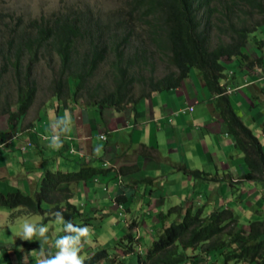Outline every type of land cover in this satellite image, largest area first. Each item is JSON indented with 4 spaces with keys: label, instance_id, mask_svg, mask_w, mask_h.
<instances>
[{
    "label": "trees",
    "instance_id": "obj_1",
    "mask_svg": "<svg viewBox=\"0 0 264 264\" xmlns=\"http://www.w3.org/2000/svg\"><path fill=\"white\" fill-rule=\"evenodd\" d=\"M120 2L122 6L106 16L75 5L38 18L1 11L0 122H7L13 131L28 116L41 89L36 74L40 64L54 74L48 96L66 108L69 103L83 102L82 106L96 108L102 115L109 109L121 111L129 104L135 107L155 92L178 88L192 71H198L203 87L217 99L216 110L243 153L247 170L240 183L264 185V145L235 111L227 86L222 84L228 78L231 62L237 61L239 68L246 67L247 62L248 67L259 64L247 48L253 35L257 46L264 44L256 35L260 33L262 37L264 0ZM255 14L261 22L252 24L250 18ZM217 29L220 41L213 47L209 33ZM224 36L230 40H223ZM159 55L167 58L169 66L162 77H157L153 69V61ZM110 58L106 86H92L100 67ZM150 65V75L144 76ZM136 87L140 88V96ZM14 107H18L16 111ZM185 171L200 181H220L206 172ZM103 173V169L85 164L75 172L47 170L35 197L19 191L8 195L0 191V207L54 220L59 211L65 220L89 226L91 219L70 201L74 194L71 186ZM204 210L205 206L194 209L182 205L162 214L161 231L137 264H219L220 257L222 264H264V220L243 225L230 209H216L208 214ZM172 216L176 218L172 220ZM136 224L134 221L130 227ZM125 239L131 244L136 241L131 235L122 241ZM126 248L125 254L133 253L134 247ZM85 254L84 264H116V257L108 249L95 251L91 256ZM81 255L84 256L83 250Z\"/></svg>",
    "mask_w": 264,
    "mask_h": 264
},
{
    "label": "crops",
    "instance_id": "obj_2",
    "mask_svg": "<svg viewBox=\"0 0 264 264\" xmlns=\"http://www.w3.org/2000/svg\"><path fill=\"white\" fill-rule=\"evenodd\" d=\"M255 45L250 42L247 51L253 60L260 61L259 64L248 67L247 62L239 72H228V78L222 84L227 86L235 111L261 141L264 49L261 51L260 46ZM229 68H239L238 62H231ZM203 86L200 72L192 71L178 88L155 92L135 107L121 111L109 109L106 115L78 103H69L66 108L59 101L57 117H52L54 111L50 108L53 106L36 109L35 112H41L40 116L37 113L36 120L24 122L23 130L13 132L12 138L5 134H8L7 122H0V172L5 177V182H0V191L30 195L35 189L38 192L42 175L47 170L75 172L85 164L105 171L93 180L71 186L74 194L70 201L85 217L91 220L109 216L111 220H137L135 214L142 207L149 217L156 216L158 223L162 214L173 207L184 205L196 209L202 206L203 202L189 197L193 186L207 189L209 196L215 191L209 182L193 178L186 168L217 177L220 181L214 183L218 184L219 191L226 186L225 181L232 189L239 188L247 170L243 153L216 110L217 99ZM52 100L58 101L50 97L49 101ZM34 107L35 104L29 116ZM191 107L192 112L189 111ZM65 113L72 122L71 132L61 136V146L50 148V138L61 126L57 118L64 117ZM98 140L102 141L100 145ZM44 146L48 148L39 149ZM31 149L35 150L31 153ZM235 150L242 157L236 159L232 154ZM94 151L98 153L97 157ZM95 162L100 166L95 167ZM30 165L33 168L28 169ZM185 191L187 195L182 196ZM106 209H110V213ZM158 210L162 212L151 213Z\"/></svg>",
    "mask_w": 264,
    "mask_h": 264
},
{
    "label": "rangeland",
    "instance_id": "obj_3",
    "mask_svg": "<svg viewBox=\"0 0 264 264\" xmlns=\"http://www.w3.org/2000/svg\"><path fill=\"white\" fill-rule=\"evenodd\" d=\"M78 6L82 7V9L85 8H91L101 16H106V13L119 8L122 6L120 0H0V11H7V12H14L17 15H21L25 18H38L41 16H49L53 12H59L64 11L68 6ZM251 17V16H250ZM262 18V17H261ZM252 24H256L257 22H261L260 16L255 14L251 18ZM261 32L264 33V27H262ZM219 31L213 30V32L209 33L210 40L212 42V46L215 47L219 43ZM257 40L260 42L261 40L264 41V36L261 37L258 33ZM255 35L250 37V42H254ZM254 38V39H253ZM223 40L229 41L230 38L228 36L222 37ZM257 46V45H255ZM260 46L263 51L264 44L260 43ZM153 50V49H152ZM256 51V50H253ZM248 52V51H247ZM249 54V53H248ZM252 55V54H251ZM112 59L106 60L103 65L100 67L99 75L98 77L93 81V85L96 84H102L104 86L107 82L104 79H106L111 72V64ZM56 65V64H55ZM56 69H58L56 66H54ZM168 62L167 58L162 56H157L156 59L153 61V69L155 71V74L157 77H162L166 72L168 68ZM150 69H152L151 66L144 70L143 74L144 76L150 75ZM240 71V68H229V72L231 71ZM37 78L40 84L41 89L39 90V93L37 94V101L35 103V107L33 108L32 113L30 116L28 115L27 118L24 119V122H27V124L30 122L31 119L34 118L36 120L35 114H41V112H35L36 109L40 110L41 108L47 106L51 107L50 110L54 111L52 117L54 118L56 116V111L59 109V101H49L50 96L47 95L48 93V86L50 83V80L52 76H54L53 72L50 70V68H47L45 64H40L37 69ZM143 74L141 76H143ZM140 88L136 87V93L137 96H140ZM263 99V98H261ZM49 101V102H48ZM262 102V100H261ZM48 103V104H47ZM74 103V102H73ZM80 104H84L83 102H80ZM42 105V107H41ZM264 108V104L262 106ZM18 107H14V110L16 111ZM126 108H129V106L126 105ZM91 109V108H89ZM92 110H97L96 108H92ZM108 114H111L110 112H107ZM38 116V117H39ZM52 120V118H50ZM36 122V121H35ZM45 126L47 127L49 124L47 122H44ZM39 128V126H37ZM49 127V126H48ZM262 129L264 127L261 126ZM20 128L16 127L13 132L17 133L20 132ZM46 130V129H44ZM13 132L7 134L8 137H12ZM36 132V131H35ZM264 130L261 131V142L264 145V137H262L264 134ZM41 139V138H40ZM102 141L98 140L97 144H101ZM35 149H31V153ZM47 152L50 155V151L47 150ZM234 157L238 159L239 157H242V154L237 150L232 152ZM94 156L97 157L98 153L94 151ZM73 158V157H71ZM69 158V159H71ZM56 160H60L59 157H55ZM231 160V157H228L227 163L229 164ZM93 165L96 167L97 165L100 166L99 162L93 163ZM185 167V166H184ZM184 167L181 168L184 169ZM33 168V165H30L28 169ZM187 169V168H186ZM185 169V170H186ZM188 170V169H187ZM189 171H192L189 169ZM223 172V171H222ZM224 174V172H223ZM227 176L229 174L227 173ZM8 180V179H7ZM198 181V180H197ZM0 182H5V177L0 172ZM28 182V181H26ZM209 182V186H214L215 191H213L210 196L209 192L205 188H200L198 185L193 186L190 190L189 197L194 196L197 201L203 202L201 205L205 206L206 214L216 210V209H230L234 212V215L237 219L240 220L241 224L248 225L251 222L254 221H263L264 220V185L261 184H255L251 182H244L237 187L232 189L230 185L226 184V181L223 183L226 186H223V190L219 191L217 186V183ZM199 184L203 183L198 182ZM7 186H10L9 183H6ZM220 187V185H219ZM18 192V191H16ZM15 193V192H7L4 193L5 195ZM37 191L35 189V192H32L30 195L32 197H35ZM182 196L187 195V191L181 194ZM202 197V198H201ZM201 198V199H200ZM197 203V202H196ZM50 207V206H49ZM109 207L110 206H106ZM45 209H49L45 207ZM101 210V208H98ZM107 213H110V209H106ZM68 213H70V209L67 210ZM161 210H158V212L152 211L151 213L157 215L158 213H161ZM20 209H10V208H1L0 207V264H23V258L26 253H28L32 249H38L39 248V242H26L19 238L17 233L20 230V224L23 222L24 219H29L32 217H35L36 220L41 221L42 223L46 224L49 229V242L44 245L45 251L47 254L55 253L57 249L54 247V241L56 238L63 236V224H58L55 222L54 219H48V217L41 215V214H33L31 216L22 215L19 214ZM167 213V212H166ZM138 216L137 221L141 223L139 226V229L137 230L135 227H130L127 223H132L133 220H111V216L105 217L104 219H92L89 220V228H90V239L88 243H85L82 250L84 251L83 258L86 259L87 255L86 252L90 253V256L95 251H100L102 249H108L109 253L111 255H114L113 253H118L116 256V263L117 264H137L139 257L143 256L147 253L148 249L151 247L153 242L158 237L159 228H156L159 224L156 223L157 220H155L156 216L149 217L148 212H146L144 209L142 210V207L139 209V213L135 214V217ZM50 220V221H48ZM174 220V219H172ZM156 223V224H155ZM152 231V232H151ZM131 235L135 238V242L132 244L127 242L126 239L123 241L122 247L120 248L119 243L122 242V239H124L126 236ZM121 240V241H120ZM134 247L133 253L130 254H124L123 251H126V247ZM119 248V249H118ZM118 249V251H116ZM124 254V255H123ZM122 256V257H121ZM38 254L36 256H29L27 264H37L38 260ZM120 258V259H119ZM120 261V262H119ZM218 263L222 264L224 263V260L222 257L218 259ZM235 264V263H230ZM244 264V263H239Z\"/></svg>",
    "mask_w": 264,
    "mask_h": 264
},
{
    "label": "clouds",
    "instance_id": "obj_4",
    "mask_svg": "<svg viewBox=\"0 0 264 264\" xmlns=\"http://www.w3.org/2000/svg\"><path fill=\"white\" fill-rule=\"evenodd\" d=\"M5 12L9 13V14L14 13V12H7V11H5ZM150 66L152 67V65H150ZM151 70L152 69H150V71ZM143 100H145V98L140 100L139 102H141ZM36 101H37V99H36ZM36 101H35V103H36ZM127 106H134V105L129 104ZM191 108L189 109V111H191ZM125 109H127V108H125ZM192 111H194V109ZM23 123H24V120L21 121L19 123V125L17 126L18 128H20V125H21L20 132L23 130ZM57 123L60 124L61 126L58 129V132L51 136L50 142L48 145L50 148H53V149L58 148L59 146L62 145L61 136H66L67 134H69L71 132L72 122H71V119L67 113H65L64 117H58ZM9 132L10 133L13 132L10 129V127L8 128V134H9ZM5 134L7 136V133H5ZM15 136H16V138L19 137L18 135H15ZM12 137H14V136H12ZM12 137H10V138H12ZM102 139L105 140L106 137L102 136ZM128 221H130V220H128ZM134 221L137 222V224L135 225V228L138 230L141 223L137 220H133L132 222H134ZM55 222L58 224H63V226H64L63 231L65 234L63 236H60V237L55 239L54 247L57 249V251L55 252L54 255H52V254H47L45 251V248H44V245L47 244L49 242V239H50L49 235H48V233H49L48 226L46 224L42 223L41 221L36 220L35 217L23 220V222L20 224V230L17 233L19 238L23 241H26V242L38 241L39 245H40L38 249H32L28 253L25 254V256L23 258V264H27L29 256H36L37 254L39 257L37 260V264H84V258L81 255V251H82L84 244L88 243L89 239H90V228H89V226H87V225H85V226L75 225L71 221L65 220L63 213L59 212V211H57L55 213ZM128 224L130 226L129 222L127 223V225ZM158 224H159V229H161V224H160L159 220H158ZM160 231L161 230H159V232ZM122 242L120 243V245H118V246H120V248L122 247V244H123ZM118 249L116 251H118ZM123 253L125 254L124 251H123ZM113 254L114 255H111V254L110 255L112 257L113 256L116 257L118 253L114 252ZM103 264H105V263H103Z\"/></svg>",
    "mask_w": 264,
    "mask_h": 264
},
{
    "label": "built area",
    "instance_id": "obj_5",
    "mask_svg": "<svg viewBox=\"0 0 264 264\" xmlns=\"http://www.w3.org/2000/svg\"><path fill=\"white\" fill-rule=\"evenodd\" d=\"M193 109L191 108V111H192Z\"/></svg>",
    "mask_w": 264,
    "mask_h": 264
}]
</instances>
